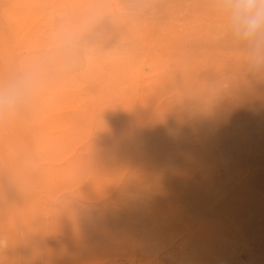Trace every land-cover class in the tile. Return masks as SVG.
<instances>
[{
    "label": "rangeland",
    "instance_id": "374dc122",
    "mask_svg": "<svg viewBox=\"0 0 264 264\" xmlns=\"http://www.w3.org/2000/svg\"><path fill=\"white\" fill-rule=\"evenodd\" d=\"M152 6L155 16L126 12ZM211 8L0 0V77L38 62L66 19L82 37H110L84 49L81 71L47 68L37 114L0 127V264H264V77L248 74Z\"/></svg>",
    "mask_w": 264,
    "mask_h": 264
},
{
    "label": "clouds",
    "instance_id": "9594fccd",
    "mask_svg": "<svg viewBox=\"0 0 264 264\" xmlns=\"http://www.w3.org/2000/svg\"><path fill=\"white\" fill-rule=\"evenodd\" d=\"M211 10L222 20L231 42L243 51L248 74L264 77V0H212ZM86 11L90 15H102L96 8ZM126 12L131 16L145 12L155 16L159 9L152 6ZM109 38L102 28L82 37L71 20L60 23L51 33L48 50L38 62L0 77V127L13 125L35 113L47 95V68L62 75L81 71L88 62L84 49L99 50Z\"/></svg>",
    "mask_w": 264,
    "mask_h": 264
},
{
    "label": "bare ground",
    "instance_id": "6f19581e",
    "mask_svg": "<svg viewBox=\"0 0 264 264\" xmlns=\"http://www.w3.org/2000/svg\"><path fill=\"white\" fill-rule=\"evenodd\" d=\"M31 1H32V0H31ZM9 2H10V1H9ZM11 2H12V1H11ZM16 3H17V2H16ZM33 3H34V2L29 3V4L34 5ZM17 4H18V3H17ZM10 5L12 6V4H9V6H10ZM14 6H15V5H14ZM15 7H16V6H15ZM34 12H35V11H34ZM7 13H8V12H7ZM14 13H15L17 16H20V15H22L23 12H20V13H21V14H20V13H17V10H16V12H14ZM25 13H26V12H25ZM25 13H24V14H25ZM15 14H13V15H15ZM19 14H20V15H19ZM24 14H23V15H24ZM3 16H5V15H3ZM6 16H7V15H6ZM24 16H25V15H24ZM20 17H21V16H20ZM7 18H8V17H7ZM37 20H38V19H37ZM37 20H36V21H37ZM9 21H12V19H11V20L9 19ZM25 21H26V20L23 21V24H24ZM28 21H29V20H28ZM28 21H27V22H28ZM13 22H14V21H13ZM11 23H12V22H11ZM19 23H20V22H19ZM21 23H22V22H21ZM12 24H13V23H12ZM13 25H16V27H17V24H16V23L13 24ZM22 26H23V25H22ZM6 30H7V29H6ZM16 30H18V28H16ZM19 30H21V29H19ZM21 31H22V30H21ZM22 32H24V30H23ZM44 32H45V31L43 30V31H42V34H44ZM46 32H47V31H46ZM49 32L52 33L53 31L50 30V31H48L47 33L49 34ZM16 33H17V32H16ZM27 33H28V32H27ZM51 33H50V34H51ZM2 34H3V33H2ZM22 34H23V33H22ZM22 34H21V35H22ZM37 34H38V32H37ZM45 34H46V33H45ZM48 34H47V35H48ZM23 35H24V34H23ZM38 35H40V34H38ZM6 36H7V35H6ZM17 36H18V34H17ZM40 36H42V35H40ZM48 38H49V36H48ZM48 38H47V39H48ZM7 39H10V38L7 37V38L5 39L6 42H7ZM49 39H50V38H49ZM6 42H2V43H6ZM20 42H22V41H20ZM7 43H8V42H7ZM29 43H30V42H29ZM31 43H34V42H31ZM8 44H9V45H8ZM8 44H6L8 47L11 46V45H13L11 42L8 43ZM16 44L18 45V43H16ZM34 44H35V43H34ZM35 46H37V45H35ZM41 48H42V47H41ZM13 49H14V48H13ZM17 49H19V48L17 47ZM35 49H38V48L35 47ZM39 49H40V48H39ZM32 50H34V49H32ZM15 51H16V49H15ZM21 51H22V50H21ZM34 51H35V50H34ZM16 52L18 53V51H16ZM26 52H27V51H26ZM18 54H21V53H18ZM23 54H24V53H23ZM89 54H90V53H89ZM103 54H104V53H103ZM107 54H108V53H107ZM15 55H16V54H15ZM39 55H40V54H39ZM109 56H110V54H109ZM111 56H112V55H111ZM106 57H108V56L106 55ZM1 58H2V57H1ZM4 58H5V57H4ZM8 58H9V57H8ZM11 58H12V56H11ZM98 58H100V57H98ZM104 58H105V56H104ZM104 58H103V59H104ZM108 58H109V57H108ZM108 58H106V59H108ZM112 58H113V56H112ZM12 59H13V58H12ZM17 59H18V58H17ZM89 59H90V58H89ZM110 59H111V57H110ZM114 59H115V58H114ZM114 59H111V60L114 61ZM0 60H1V59H0ZM3 60L6 61V59H3ZM14 60H15V59H14ZM93 60H94V59H93ZM99 60H100V59H99ZM118 60H119V58H118ZM1 61H2V60H1ZM5 61H4V62H5ZM7 61H8V59H7ZM7 61H6V62H7ZM96 61H97V65H96V64H95V65L98 67V64H99V66H100V63H98V59H97ZM103 61H104V60H103ZM106 61H107V63H109V62H108L109 60H105V61H104L105 64H107ZM116 61H117V60H116ZM101 62H102V59H101ZM104 62H102V63H104ZM121 62H122V61H121ZM130 62H131V61H130ZM0 63H1V62H0ZM14 63H15V61L13 62V64H14ZM17 63H18V62H17ZM118 63L120 64V62L117 61V62H116V66H117ZM7 64H8V63H7ZM15 64H16V63H15ZM127 64H128V63H127ZM9 65H12V64H9ZM0 66H1V65H0ZM14 66H15V65H14ZM14 66H13V68H14ZM121 66L123 67L124 65L122 64ZM121 66H119V67L117 66V67L121 69V68H122ZM135 66H137V65L135 64ZM4 67H5V66H4ZM4 67H2V70L5 69ZM97 67H96V68H97ZM102 67H103V66H102ZM114 67H115V66H114ZM125 67H126V66H125ZM129 67H130V64H129V66H128V69H129ZM99 68H100V67H99ZM134 68H135V67H134ZM134 68H133V69H134ZM114 69H115V68H113V70H112V69H109V72H110V70H112L111 74H113V73L115 74V72L117 71V69H116V71H115ZM135 69H136V68H135ZM7 70L9 71L10 69H7ZM18 70H19V69H18ZM118 70H119V69H118ZM129 70H132V67H131V69H129ZM136 70H137V69H136ZM114 71H115V72H114ZM119 71L124 72L125 69H124V71H123V70H119ZM0 72H2V71H0ZM10 72H11V71H10ZM12 72H13V71H12ZM128 72H129V71H128ZM128 72H127V74H128ZM138 72H139V71H136L134 74H137ZM6 73H8V72H6ZM116 73L120 74L121 72H120V73H119V72H116ZM124 73H125V72H124ZM0 74H1V73H0ZM3 74H4V73H3ZM90 74H92V73H90ZM99 74H100V73H99ZM114 74H113V75H114ZM131 74H132V73H131ZM131 74H130V75H131ZM139 74H140V72H139ZM8 75H9V74H8ZM103 75H104V74L101 73V76H103ZM120 75H121V76H124V75H122V74H120ZM130 75L128 74L127 76H126V75H125V76L128 77V76H130ZM1 76H2V75H1ZM91 76H92V75H91ZM91 76H90V78H91ZM104 76H106V75H104ZM117 76H118V75H117ZM2 77H3V76H2ZM113 77H114V76H113ZM119 77H120V76H119ZM126 77H125V78H126ZM115 78H116V75H115ZM128 78H129V77H128ZM136 78H137V77H136ZM107 79H108V77H107ZM126 79H127V78H126ZM134 79H135V78H134ZM141 79H142V78H141ZM118 80H119V79H118ZM121 80H122V79H121ZM139 80H140V79H139ZM142 80H143V79H142ZM128 81H129V80H128ZM128 81H127V82H128ZM130 82H131V81H130ZM102 83H103V82H102ZM140 83H141V82H139V84H140ZM163 83H164V82H163ZM99 84H100V83H99ZM123 84H124V83H122V85H123ZM134 84H135V83H134ZM164 84H165V83H164ZM92 85H93V84H92ZM118 85H119V84H118ZM124 85H125V84H124ZM144 85H145V84H144ZM161 85H163V84H161ZM125 86H126V85H125ZM125 86H124V87H125ZM145 86H147V85H145ZM91 87H92V86H91ZM103 87H104V86H103ZM119 87H120V86H119ZM122 87H123V86H122ZM122 87H121V88H122ZM137 87H139V86H137ZM143 87H144V86H143ZM101 88H102V87H101ZM163 88H164V87H163ZM102 90H103V88H102ZM80 91H81V90H80ZM105 91H107V90H105ZM120 91H121V90H120ZM120 91H119V94H120ZM138 91H139V90H138ZM47 92H48V91H47ZM74 92H75V91H74ZM123 92H124V91H123ZM77 94H80V93H77ZM121 94H122V93H121ZM138 94H139V93H138ZM158 94H159V93H158ZM50 95H52V94H50ZM82 95H83V94H82ZM82 95H81V96H82ZM123 95H125V94H123ZM123 95H122V96H123ZM79 96H80V95H79ZM79 96H78V98H79ZM81 96H80V99H81ZM88 96H89V95H88ZM160 96H161V95H160ZM82 97H83V96H82ZM139 97H140V94H139ZM84 98H85V97H84ZM86 98L88 99V97H86ZM100 98H101V97H99V99H100ZM122 98H123V97H122ZM89 99H90V98H89ZM137 99H138V98H136V100H137ZM159 99H160V97H159ZM137 101H138V100H137ZM143 101H144V100H143ZM99 103L101 104V102H99ZM135 103H136V102H134L133 105H135ZM141 103H142V102H141ZM141 103H140V104H141ZM105 104H106V103L103 102V105H104V106H105ZM137 104H138V103H137ZM157 104H158V103H157ZM122 105H124V104L122 103L121 106H122ZM133 105H132V107H133ZM85 106H86V105H85ZM98 106H99V104H98ZM106 106H107V105H106ZM126 106H127V105L123 106L122 108H126V109H127ZM82 107H83V106H82ZM97 108H98V107H97ZM106 108H107V107H106ZM108 108H109V107H108ZM112 108H113V107H112ZM112 108H111V110H112ZM137 108L140 109L138 106H137ZM137 108H136V109H137ZM83 109H84V108H82V111H83ZM85 109H86V108H85ZM100 109H101V108H100ZM116 109H117V108H116ZM128 109H129V108H128ZM136 109H135V110H136ZM75 110H76V109H75ZM114 110H115V109H114ZM120 110H121V108H120ZM129 110H130V109H129ZM112 111H113V110H112ZM117 111H118V109H117ZM132 111H133V110H132ZM132 111H131V112H132ZM35 112H36V111H35ZM37 112H38V111H37ZM74 112H75V111H74ZM86 112H87V110H86ZM108 112H109V110H108ZM113 112H114V111H113ZM113 112H112V113H113ZM118 112H119V111H118ZM120 112H121V111H120ZM95 113H97V111H96ZM125 113H126V112H125ZM35 114H37V113H35ZM35 114H34V115H35ZM39 114H41V113H38V117H39ZM60 114H61V113H60ZM86 114H88V113H86ZM86 114H85V115H86ZM119 114H120V113H119ZM129 114L131 115V113H129ZM129 114H128V115H129ZM134 114H135V113H134ZM143 114H144V113H143ZM152 114H153V109H152ZM154 114H155V113H154ZM74 115H75V117H76V114H74ZM82 115H83V114H82ZM82 115H81V118H83ZM85 115H84V116H85ZM112 115H113V114H112ZM36 116H37V115H36ZM63 116H65V115H63ZM66 116L68 117V112L66 113ZM86 116H87V115H86ZM46 117H47V116H46ZM61 117H62V116H61ZM130 117H131V116H129V118H130ZM132 117L134 118V116H132ZM132 117H131V118H132ZM137 117H138V115H137ZM148 117H150V116H148ZM77 118H78V116H77ZM79 118H80V117H79ZM84 118H85V117H84ZM131 118H130V119H131ZM151 118H152V116H151ZM69 119H70V120H73L71 116L69 117ZM87 119H90V118H87ZM93 119H95V118H93ZM172 119H173V117H172ZM29 120H30V119H29ZM65 120H68V118H66ZM82 120H83V119H82ZM132 120H133V119H131V122H132ZM134 120H135V118H134ZM148 120H149V119H148ZM148 120H147V121H148ZM92 121H93V120H92ZM112 121H113V120H112ZM147 121H146V122H147ZM28 122H30V121H27L25 125H27ZM128 122H129V121H128ZM146 122H145V123H146ZM64 123H66V122H64ZM68 123H69V121L67 122V124H68ZM91 123H92V122H91ZM132 123L135 124V122H132ZM137 123H138V122H137ZM167 123H168V122H167ZM15 125H16V124H15ZM28 125H29V124H28ZM88 125H89V124H88ZM92 125H93V124H92ZM131 125H132V124H131ZM29 126H30V125H29ZM137 126L139 127L140 125L138 124ZM137 126H136V127H137ZM13 127H14V126H13ZM30 127H31V126H30ZM30 127H29V128H30ZM90 127H92V126H90ZM129 127H130V124H129ZM155 127H156V126H155ZM1 128H3V127H1ZM105 128H108V127L105 126ZM112 128H113V127H112ZM143 128H144V127H142V129H143ZM3 129H5V128H3ZM108 129H109V128H108ZM134 129H135V127H134ZM183 129H184V128H183ZM1 130H2V129H1ZM5 130H6V129H5ZM5 130H4V131H5ZM11 130H12V128H11ZM72 130H73V129H72ZM109 130H110V129H109ZM109 130H108V131H109ZM131 130H132V129H131ZM184 130H185V129H184ZM41 131H42V130H41ZM123 131H124V130H123ZM132 131H133V130H132ZM177 131H178V130H177ZM38 132H39V131H38ZM61 132H63V131H61ZM68 132H69V131H68ZM133 132H134V131H133ZM135 132H136V131H135ZM63 133H64V132H63ZM70 133H71V132H70ZM90 133H91V132H90ZM128 133H129V131H128ZM56 134H57V133H56ZM129 134H131V133H129ZM132 134L134 135V133H132ZM64 135H65V134H64ZM68 135H69V133H68ZM71 135H73V134H71ZM89 135H91V134H89ZM115 135H116V134H115ZM133 135H132V136H133ZM157 135H158V134H157ZM159 135H161V134H159ZM171 135H173V134H171ZM31 136H32V135H31ZM112 136H113V135H112ZM116 136H117V135H116ZM119 136H120V135H119ZM153 136H154V135H153ZM162 136H164V135L162 134ZM5 137H6V132H5ZM5 137H4V138H5ZM89 137H90V136H89ZM172 137H173V136H172ZM183 137H184V136H183ZM185 137H187V136H185ZM61 138H62V137H61ZM61 138H60V139H61ZM148 138H149V137H148ZM148 138H146V139H148ZM156 138H157V137H156ZM179 138L181 139L182 137H179ZM132 139L134 140V138H132ZM143 139H145V138H143ZM146 139H145V140H146ZM149 139H150V138H149ZM151 139H152V136H151ZM184 139H185V138H184ZM187 139H188V137H187ZM5 140H6V138H5ZM32 140H33V139H32ZM61 140H62V139H61ZM145 140H143V141H145ZM162 140H163V139H162ZM9 141H11V140H9ZM46 141H47V140H46ZM107 141H108V140H107ZM126 141H127V140H126ZM143 141H142V142H143ZM6 142H7V141H6ZM6 142H5V143H6ZM11 142H12V141H11ZM13 142H16V141L13 140ZM19 142H20V141H19ZM107 143H108V142H107ZM140 143H141V142H139V144H140ZM24 144H26V143H24ZM38 144H40V143H38ZM101 144H102V143H101ZM103 144H104V143H103ZM111 144H112V143H111ZM134 144H135V143H134ZM136 144H137V143H136ZM145 144H146V143H145ZM0 145H1V144H0ZM4 145H7V146H8V144H4ZM9 145H10V143H9ZM12 145H13V143H12ZM14 145H15V144H14ZM21 145H22V142H21ZM36 145H37V144H36ZM36 145H34V148H36V147H35ZM40 145H42V144H40ZM40 145H38V146H40ZM45 145H46V144H45ZM16 146H17V145H16ZM19 146H20V145H19ZM22 146H23V145H22ZM131 146H132V145H131ZM1 147H2V146H1ZM1 147H0V149H1ZM63 147H64V145H63ZM100 147H101V145H100ZM124 147H125V146H122L121 149H123ZM135 147H136V146H135ZM6 148H8V147H6ZM20 148H21V147H20ZM64 148H65V147H64ZM97 148H98V146H97ZM131 148H132V150H133V152H134V146H132ZM131 148H130L129 150H131ZM9 149H10V148H8V151H10ZM75 149H76V148H75ZM98 149H99V148H98ZM6 150H7V149H6ZM6 150H5V151H6ZM23 150H24V149H23ZM34 150H35V149H34ZM8 151H6V152H8ZM32 151H33V150H32ZM32 151H31V152H32ZM0 152H1V151H0ZM2 152H3V150H2ZM131 152H132V151H131ZM11 153H12V151H11ZM32 153H34V151H33ZM32 153H30V155H31ZM1 154H2V153H1ZM8 154H10V153H8ZM126 154H127V153H126ZM13 155H14V157H15V154H13ZM34 155H35V154H33V156H34ZM108 155H109V154H108ZM130 155H131V153H130ZM132 155H133V153H132ZM132 155H131V156H132ZM52 156H53V155H52ZM122 156H124V155H122ZM12 157H13V156H12ZM43 157H44V156H43ZM113 157H114V156H113ZM51 158H52V157H51ZM15 159L17 160L16 157H15ZM121 159H122V158H121ZM66 161H67V160H66ZM10 162H11V161H10ZM12 162H14V161L12 160ZM113 163H114V162H113ZM49 164H50V163H49ZM181 164H182V163H181ZM199 164H200V163H199ZM14 165H15V164H14ZM50 165H51V164H50ZM50 165H48V166H50ZM52 165H53V164H52ZM48 166H47V167H48ZM79 168H80V166H79ZM79 168H78V169H79ZM110 168H111V167H110ZM66 169H67V168H66ZM78 169H77V170H78ZM198 169H199V168H198ZM78 171H79V170H78ZM72 172H73V171H72ZM65 175H66V174H65ZM69 176H70V175H69ZM88 177H89V176H88ZM71 178H72V177H71ZM76 179H77V177H76ZM76 179H75V180H76Z\"/></svg>",
    "mask_w": 264,
    "mask_h": 264
}]
</instances>
